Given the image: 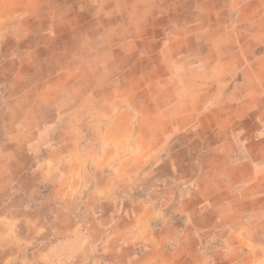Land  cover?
Instances as JSON below:
<instances>
[{"label": "crops", "instance_id": "0c3cea01", "mask_svg": "<svg viewBox=\"0 0 264 264\" xmlns=\"http://www.w3.org/2000/svg\"><path fill=\"white\" fill-rule=\"evenodd\" d=\"M0 126V264H264V0H0Z\"/></svg>", "mask_w": 264, "mask_h": 264}, {"label": "rangeland", "instance_id": "374dc122", "mask_svg": "<svg viewBox=\"0 0 264 264\" xmlns=\"http://www.w3.org/2000/svg\"><path fill=\"white\" fill-rule=\"evenodd\" d=\"M156 47L157 46H152L150 48L151 49H155ZM107 63H108V67L110 69L115 68V69H117L118 72H120V71H123L124 72V71H127V69H129L130 66L132 65V63H134V62H131V61H116V62L111 61L110 62L109 61ZM159 64H160V62H158V61H150V62L139 61L138 62L139 71H138V77H137L138 78V83H137L138 86L137 85L134 86V88L136 87L135 88L134 96H133L132 99H130V97L127 98V96H129V94H128L126 96V101H125V99L122 100L123 101V103H122L123 106H125V102H128V103L129 102H133V105H135V106L138 107V111L136 112V114H137L136 116L139 119H141L143 117L146 118V116H147V112H148V101H147L148 100V97H147L148 96V93H147V89H148V87L150 85L149 82H150V80L153 77L151 75V72L154 73V70H156V69L159 68L158 67ZM134 78H135L134 75H133V77L132 76L130 77L128 75V72H126V73L123 74V77H121L122 83H124L123 91L122 92H126V91L129 92L128 90L130 88V82H131V80H134ZM49 81L51 82L50 76L49 75H44L43 76V82H45L46 85H47V83H49ZM60 82H61V84L65 85V80H61ZM107 84H109V82ZM63 90L65 91L66 90V87H64ZM95 90H96L95 91L96 94H94V96L96 98H97V96H96L97 94H100V96L102 95L101 92L99 93V91H101L99 88H96ZM47 95L49 96V98H52L54 96V94H51V95L47 94ZM58 95H59V100H60L61 104L62 105H66V101L63 100V98H65V95L66 94L64 92H62V93H59ZM106 97L108 99L114 98L115 97L114 91L113 90H110L109 88H107ZM56 98H57V96H56ZM96 107H98V106H95L94 104H91V107L87 109V112H88L89 117L91 115H93V116H97V115H101L102 116L103 115L104 116L105 114L108 115V116H110V110L109 109H106L104 111V114H103L102 111L99 113L98 112L99 111L98 110L99 108L97 109ZM66 110H67L66 107H64V109H63L64 113H66ZM46 115H48V113ZM126 116L129 117L128 114L127 115H124V117H126ZM7 132H8V130L4 126H0V143L2 141V138L4 137V135ZM132 143H133V146H134L135 142H130V141H124V142H122V146H123L124 150H130V149H132ZM142 146L144 148L146 147L145 142H143V145ZM150 164H153L152 158H150V157L144 158L142 164H140V170L138 172L134 173L133 176H132V179L136 182L135 183L136 184V187L133 188V191L132 192H131L130 189L129 190L122 191L123 197L124 198L126 197L127 201L130 198V196L133 199H135L136 201H138L137 203H135V204H138L137 205L138 207H141L142 202L144 200H146V198L148 196L147 194L150 193V190H151V189H149V185H151L152 181L155 179V178H150L149 177V174L147 173V169H148V166ZM126 199L123 200V203L126 202ZM141 223L144 226L142 225L143 228H142V226L141 227L139 226L138 231H140V232L142 231L141 233L144 236H146L145 235V230H147V228H148L147 227L148 224H147L146 219H142L141 218L140 219V224ZM140 236H141V234H140Z\"/></svg>", "mask_w": 264, "mask_h": 264}]
</instances>
